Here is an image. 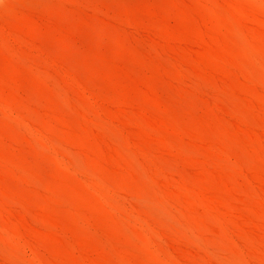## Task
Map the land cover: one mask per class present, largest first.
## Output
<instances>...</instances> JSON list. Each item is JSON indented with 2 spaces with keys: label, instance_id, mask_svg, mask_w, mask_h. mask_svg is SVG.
<instances>
[{
  "label": "rangeland",
  "instance_id": "obj_1",
  "mask_svg": "<svg viewBox=\"0 0 264 264\" xmlns=\"http://www.w3.org/2000/svg\"><path fill=\"white\" fill-rule=\"evenodd\" d=\"M0 264H264V0H0Z\"/></svg>",
  "mask_w": 264,
  "mask_h": 264
}]
</instances>
